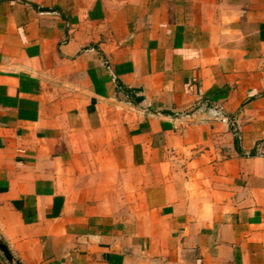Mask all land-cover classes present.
<instances>
[{"label":"crops","instance_id":"1","mask_svg":"<svg viewBox=\"0 0 264 264\" xmlns=\"http://www.w3.org/2000/svg\"><path fill=\"white\" fill-rule=\"evenodd\" d=\"M0 239L264 264V0H0Z\"/></svg>","mask_w":264,"mask_h":264},{"label":"water","instance_id":"2","mask_svg":"<svg viewBox=\"0 0 264 264\" xmlns=\"http://www.w3.org/2000/svg\"><path fill=\"white\" fill-rule=\"evenodd\" d=\"M0 252L10 264H22L18 259H16L13 254L8 249L7 245L0 239Z\"/></svg>","mask_w":264,"mask_h":264},{"label":"built area","instance_id":"3","mask_svg":"<svg viewBox=\"0 0 264 264\" xmlns=\"http://www.w3.org/2000/svg\"><path fill=\"white\" fill-rule=\"evenodd\" d=\"M207 114L209 117L220 119L221 121H226V117L223 115V112L218 106H208Z\"/></svg>","mask_w":264,"mask_h":264}]
</instances>
